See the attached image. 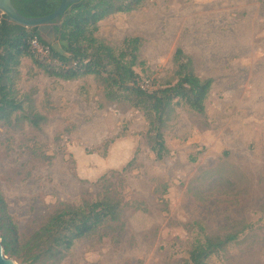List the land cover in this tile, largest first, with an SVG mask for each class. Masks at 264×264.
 <instances>
[{
    "label": "rangeland",
    "instance_id": "obj_1",
    "mask_svg": "<svg viewBox=\"0 0 264 264\" xmlns=\"http://www.w3.org/2000/svg\"><path fill=\"white\" fill-rule=\"evenodd\" d=\"M135 36L157 84L173 79L178 49L214 79L205 112L176 108L170 153L158 160L141 109L106 98L94 75L65 81L27 58L17 88L46 120H0V217L22 245L65 205L106 190L124 205L119 222L77 239L60 262L7 255L17 264H184L197 240L240 230L210 264H264V0H146L96 32L119 49Z\"/></svg>",
    "mask_w": 264,
    "mask_h": 264
},
{
    "label": "trees",
    "instance_id": "obj_2",
    "mask_svg": "<svg viewBox=\"0 0 264 264\" xmlns=\"http://www.w3.org/2000/svg\"><path fill=\"white\" fill-rule=\"evenodd\" d=\"M62 0H13L17 10L26 17H43L53 13ZM146 0H80L71 4L55 22L56 39L46 40L37 28H27L9 21L0 10V120L12 124L23 119L36 128L46 120L34 111L30 94H22L17 88L20 66L27 58L47 74L65 81H73L86 75H94L105 89L106 98L130 103L141 109L148 121L147 138L158 160L169 155L165 131L176 108L184 104L191 110L204 113L214 79L202 78L195 72L191 57L178 49L173 62L175 73L172 80L157 84L146 72L137 54L144 38L135 36L115 48L96 37L100 23L106 18L141 8ZM34 37L49 46L45 59H39L31 50ZM137 51V52H136ZM150 82L152 90L143 81ZM117 89L123 90L118 95ZM26 103L28 107L26 108ZM4 198L0 194V212L5 213ZM123 198L112 196L108 190L95 201L79 206L65 205L48 222L38 229L29 240L20 245L17 227L8 218L0 217V229L6 253L16 256L44 255L54 263L63 260L74 242L83 237L98 234L106 223L120 221ZM241 231L230 232L223 239L220 235H207L205 241L197 240L189 250L184 264H210V258L225 246L237 240Z\"/></svg>",
    "mask_w": 264,
    "mask_h": 264
},
{
    "label": "water",
    "instance_id": "obj_3",
    "mask_svg": "<svg viewBox=\"0 0 264 264\" xmlns=\"http://www.w3.org/2000/svg\"><path fill=\"white\" fill-rule=\"evenodd\" d=\"M80 0H62L60 6L51 14L43 17H26L22 15L13 0H0V10L7 16L9 21L15 22L27 28H37V32L49 41L56 39L55 22L60 24L61 17L67 11L68 7ZM0 264H17L14 259L9 257L5 251V246L0 234Z\"/></svg>",
    "mask_w": 264,
    "mask_h": 264
},
{
    "label": "built area",
    "instance_id": "obj_4",
    "mask_svg": "<svg viewBox=\"0 0 264 264\" xmlns=\"http://www.w3.org/2000/svg\"><path fill=\"white\" fill-rule=\"evenodd\" d=\"M30 46L32 52L35 56L39 57V59H45L50 52L49 46L42 43L38 37H34L30 40Z\"/></svg>",
    "mask_w": 264,
    "mask_h": 264
}]
</instances>
